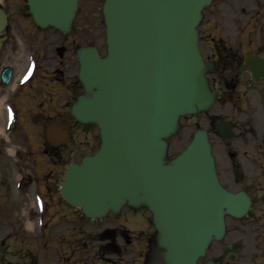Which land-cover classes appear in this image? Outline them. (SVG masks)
<instances>
[{
  "label": "flooded vegetation",
  "instance_id": "flooded-vegetation-1",
  "mask_svg": "<svg viewBox=\"0 0 264 264\" xmlns=\"http://www.w3.org/2000/svg\"><path fill=\"white\" fill-rule=\"evenodd\" d=\"M8 2L0 0L8 19L0 32V161L4 145L11 142L25 147L26 156H33L32 143H47L51 155L64 158L74 153L60 149L72 143L73 125L92 122L82 123L74 113L83 95L77 90H88L79 78L80 52L95 46L88 33L92 28L82 21L79 27L86 33L80 36L74 24L66 31L41 26L27 0L14 11ZM215 5L212 0L205 7L213 11L199 23L198 36L218 85L212 90L214 120L222 118L230 133L220 135L213 124L208 135L219 182L233 199L230 209L224 208L223 232L211 238L197 264H264V81L253 79L246 62L249 56H264V21L252 16L264 13V7H233L230 18L220 17ZM22 13L30 15L32 25L13 16ZM55 122L68 130V141L58 146L49 144L46 133ZM98 139L97 149L100 132ZM21 145L13 146L19 161L24 157ZM163 162H168L167 153ZM65 172L52 185L30 187L27 176L19 178L21 193H34L38 214L29 212L25 224L7 232L6 264L169 263L157 215L143 193L116 206L109 201L106 214L90 216L64 197Z\"/></svg>",
  "mask_w": 264,
  "mask_h": 264
},
{
  "label": "water",
  "instance_id": "water-1",
  "mask_svg": "<svg viewBox=\"0 0 264 264\" xmlns=\"http://www.w3.org/2000/svg\"><path fill=\"white\" fill-rule=\"evenodd\" d=\"M209 1L106 0L108 55L102 58L95 48L80 53V78L96 91L81 98L74 112L99 123L103 145L68 168L62 191L92 216L105 214L109 201L116 206L143 193L170 264H196L211 237L223 232V210L233 199L218 181L204 130L172 164L162 160L163 138L179 116L213 102L196 30ZM28 2L39 24L67 29L78 0ZM248 65L257 81L264 79V58L251 57ZM216 126L223 133L221 120ZM56 129L50 125L47 134ZM4 250L0 245V258Z\"/></svg>",
  "mask_w": 264,
  "mask_h": 264
},
{
  "label": "rangeland",
  "instance_id": "rangeland-1",
  "mask_svg": "<svg viewBox=\"0 0 264 264\" xmlns=\"http://www.w3.org/2000/svg\"><path fill=\"white\" fill-rule=\"evenodd\" d=\"M103 1L104 0H81L79 2L77 15L72 23L74 27H77L79 35L84 36L86 33L83 31L84 27L80 28L79 26L83 22H89L92 29L88 33L93 35V43L99 46L103 55H106L101 9ZM215 3V6H220V8L216 10L217 12H221L220 17L227 16L230 18L233 7H249L252 5L264 7V0H255V2L254 0H215ZM7 5L12 8L11 11H14V9H17L16 7L24 6V0H9ZM209 11L212 12L213 10L211 8L210 10L203 9L200 23L204 22L203 18L209 16ZM13 16L19 19L20 22L32 25L33 21L27 13ZM248 16H251V13ZM252 16L255 22L260 19L264 21V13H253ZM202 55L204 61L208 65L206 77L209 81L210 88L211 90H216L218 85L213 78L214 68L211 71V59H208L203 49ZM46 64H48V62ZM77 91L78 93L81 91L84 92V90ZM1 94L2 92L0 91V95ZM212 107L213 106L206 110H198L194 113H185L180 116L174 131L165 138L168 162L186 148L193 139L196 131L199 129L208 130L211 128L214 119L213 110L216 109ZM71 132H73L74 136L72 143L66 144L60 149L61 151L71 149L74 153L64 158H57L53 156V154L51 155L50 151H47L49 146L47 143L46 145L42 142L32 143L31 151L33 152V156H26V148L22 147L19 143L11 142L4 145L1 155L3 178L0 183V243H6L7 232L12 229L13 226L18 228L26 223L29 212L32 213L35 211V213L38 214L36 205L34 204V200H36L34 193L29 192L28 194H23L21 193V188L17 187L21 175L27 176L26 182L30 187H35L36 182H41L43 185L59 183L67 165L79 162L82 157L97 149L99 131L92 122L88 123L86 126L83 124H74ZM15 144L21 145L20 151L24 153V157L20 161L17 160V156L15 157L11 153V149H14L13 146ZM40 188L41 187L38 189ZM36 196L38 198L40 197V195L37 194ZM27 199L29 200L27 201ZM7 257V253L5 252L0 264H6Z\"/></svg>",
  "mask_w": 264,
  "mask_h": 264
},
{
  "label": "bare ground",
  "instance_id": "bare-ground-1",
  "mask_svg": "<svg viewBox=\"0 0 264 264\" xmlns=\"http://www.w3.org/2000/svg\"><path fill=\"white\" fill-rule=\"evenodd\" d=\"M0 104H2V101L0 102Z\"/></svg>",
  "mask_w": 264,
  "mask_h": 264
}]
</instances>
